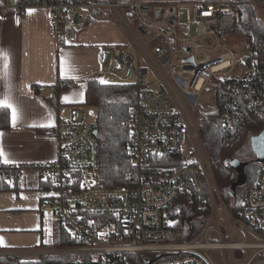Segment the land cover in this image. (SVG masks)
<instances>
[{
    "label": "built area",
    "instance_id": "built-area-1",
    "mask_svg": "<svg viewBox=\"0 0 264 264\" xmlns=\"http://www.w3.org/2000/svg\"><path fill=\"white\" fill-rule=\"evenodd\" d=\"M239 2L0 0L1 12L46 9L59 41L75 43L80 26L93 19L108 18L121 27L127 41L112 49V60L101 73L118 77L133 92L129 150L138 170L135 185H107L101 172L96 110L88 112L95 117L92 120L80 105H70L68 115L48 130L57 140V158L29 164L5 163L0 158V175L3 166H8L9 181L26 171L49 181L41 210H51L84 244L0 248V257L35 260L47 254H91L106 258V264H217L211 250L220 249L222 264H254L264 254V162L235 216L216 182L200 130V109L194 101L202 92L216 90L221 80L224 91L219 100L228 133L245 104L264 122V32L258 37L254 71L222 42L236 29L238 15L233 5ZM250 2L264 22V0ZM181 5L192 7V22L179 20ZM192 23L198 26L194 35ZM73 85V81H61L60 86ZM31 93L39 96L36 87ZM179 198L196 200L200 207L207 200L211 205L210 215L193 238L181 240L173 228L169 207ZM237 234L245 238L236 241ZM249 234L256 240L247 241ZM209 235H218L220 240L213 242ZM248 249L254 253L239 261L236 254Z\"/></svg>",
    "mask_w": 264,
    "mask_h": 264
},
{
    "label": "crops",
    "instance_id": "crops-1",
    "mask_svg": "<svg viewBox=\"0 0 264 264\" xmlns=\"http://www.w3.org/2000/svg\"><path fill=\"white\" fill-rule=\"evenodd\" d=\"M126 41L121 27L108 18L83 22L78 40L68 43L59 41L51 31L46 9L32 8L22 14L13 9L0 11V99H7L16 109L15 119L10 109L11 126L0 132L1 160L25 164L54 161L58 144L48 130L68 115L70 105L85 101L87 82L76 87L78 79L86 81L100 74L103 49L112 52ZM61 81L74 85L60 86ZM33 87L38 89V97L31 93ZM30 176L29 171L20 176L19 191H0L3 249L45 244V210L40 204L46 189L39 188L37 175L34 181Z\"/></svg>",
    "mask_w": 264,
    "mask_h": 264
},
{
    "label": "trees",
    "instance_id": "trees-1",
    "mask_svg": "<svg viewBox=\"0 0 264 264\" xmlns=\"http://www.w3.org/2000/svg\"><path fill=\"white\" fill-rule=\"evenodd\" d=\"M233 10L238 15L234 32L243 39V44L248 50L245 60L254 71L258 58V37L264 32V22L260 19L255 5L250 0H240L239 3L233 5ZM86 82L87 90L83 103L93 106L96 110L98 137L102 143L101 172L103 181L111 186L135 185L137 184L138 170L133 164L129 150L132 141L130 121L131 106L134 102L133 92L129 84L123 82L103 83L98 76L88 78ZM216 85L218 105L213 110H200L199 125L222 197L229 210L238 216L244 207L245 190L240 191L239 194L234 193L233 185L236 182V173L230 162L233 158H237V154L251 136L264 129V122L252 115L251 109L245 104L242 115L238 119H234L232 133H228L224 128L219 100V96L224 91L222 81L218 80ZM10 126L11 110L0 107V132ZM1 170L0 191H19L21 175H16L13 181H9L7 176L11 169L8 166H3ZM40 185V189H43V186L48 189L50 182L41 178ZM204 195L205 193H203ZM210 213L211 205L208 200L200 207L196 200L188 201L185 198H179L169 207L173 228L181 240L196 236L204 226V219ZM56 228L55 247L84 244L77 237L71 235L60 223L56 225ZM106 261V258H99L91 254H47L35 260H20L10 256L0 257V264H106Z\"/></svg>",
    "mask_w": 264,
    "mask_h": 264
},
{
    "label": "rangeland",
    "instance_id": "rangeland-1",
    "mask_svg": "<svg viewBox=\"0 0 264 264\" xmlns=\"http://www.w3.org/2000/svg\"><path fill=\"white\" fill-rule=\"evenodd\" d=\"M164 1H191V0H164ZM81 13H85V10H81ZM192 7L190 5H181L180 9H179V20L184 22V23H190L192 22ZM192 27V35L197 33V29L198 26L196 23H192L191 24ZM223 44H225L227 47H229L234 53L236 58H238L240 61L245 60V56L247 55V49L246 46L243 44V39L239 38L237 36V34L234 32L232 34H230L227 37H224L222 40ZM104 57V59H102V57ZM111 57H112V52L108 51L107 49H103V53L102 55L99 56V69L102 70L101 68L103 67H108V64L111 61ZM247 64V62H246ZM248 65V64H247ZM98 78L100 79L101 82L103 83H116V82H120V79L114 75L108 74V73H100L97 75ZM152 76L153 73L149 74V80L151 81V85H152ZM86 81L85 79L79 78L77 81V85L76 87H80L85 85ZM194 101L196 102L198 108L202 111H207V110H213L217 107L218 105V101H217V95H216V90H208L205 92H202L199 96H197L196 98H194ZM77 105H80L81 108H83V110L87 113V118L88 119H92L94 120V116H90L89 117V110L94 108L93 106L87 105L85 103L81 102H77ZM252 137V136H251ZM251 137L249 139V141L243 146V148L241 149V151L237 154L238 158H249L251 159L253 156V154L255 153L252 149L251 146ZM251 175H253V171H251ZM36 179V175H32L30 176V180H35ZM240 191L238 190L236 194H239ZM218 213H219V217L222 219L224 216V211H223V207L221 205V200H219V204H218ZM44 241H45V247H52L54 245V239H55V232H56V224H59V222L57 221L54 213L51 210H45L44 211ZM214 227L218 226L217 220L214 222L213 224ZM227 235V231L224 228L223 231V236ZM208 238L213 241V242H218L220 240V238L218 237V235H209ZM225 238V237H224ZM245 237H243V235L241 234H237L234 239L236 241H240L243 240ZM226 239V238H225ZM247 241H255L256 238H254L251 234H249L246 237ZM1 248V247H0ZM23 249V248H21ZM254 253L253 249H248L246 252L241 251L240 253L236 254V258L239 261H243L244 259L247 258V256H251ZM211 255L213 257V259L216 261L217 264H222V251L220 249H213L211 250ZM227 257L230 259L231 255L230 253L227 251ZM264 264V254H262L255 262L254 264ZM237 264V263H236Z\"/></svg>",
    "mask_w": 264,
    "mask_h": 264
},
{
    "label": "flooded vegetation",
    "instance_id": "flooded-vegetation-1",
    "mask_svg": "<svg viewBox=\"0 0 264 264\" xmlns=\"http://www.w3.org/2000/svg\"><path fill=\"white\" fill-rule=\"evenodd\" d=\"M253 157L251 159L249 158H238L241 160L244 165L241 169L234 168V171L236 173V188L234 193L236 194L237 191H244L246 190L251 184H253L258 176V173L260 171V168L263 164L254 153L252 155ZM251 171H253V175H251Z\"/></svg>",
    "mask_w": 264,
    "mask_h": 264
},
{
    "label": "water",
    "instance_id": "water-1",
    "mask_svg": "<svg viewBox=\"0 0 264 264\" xmlns=\"http://www.w3.org/2000/svg\"><path fill=\"white\" fill-rule=\"evenodd\" d=\"M251 146H252L253 151L258 156L259 160L261 162H264V129L260 133L253 135L251 137ZM230 163L233 169L234 168L241 169L242 166L244 165V163L237 158H233ZM236 185L237 183L235 182L233 185L234 191H235Z\"/></svg>",
    "mask_w": 264,
    "mask_h": 264
},
{
    "label": "snow or ice",
    "instance_id": "snow-or-ice-1",
    "mask_svg": "<svg viewBox=\"0 0 264 264\" xmlns=\"http://www.w3.org/2000/svg\"><path fill=\"white\" fill-rule=\"evenodd\" d=\"M0 107L11 109L12 112H13V119L16 118V109L14 108V106L7 99H0ZM3 155L4 154L2 152H0V156H3ZM4 162L8 163L9 161L5 158Z\"/></svg>",
    "mask_w": 264,
    "mask_h": 264
}]
</instances>
